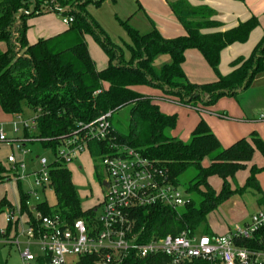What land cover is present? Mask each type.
Returning <instances> with one entry per match:
<instances>
[{
	"label": "trees",
	"instance_id": "1",
	"mask_svg": "<svg viewBox=\"0 0 264 264\" xmlns=\"http://www.w3.org/2000/svg\"><path fill=\"white\" fill-rule=\"evenodd\" d=\"M30 1H0V44L6 46L5 51H0L2 112L18 117L23 113L24 104L31 108L35 112L36 138L54 154L74 135L77 124L93 122L110 113L111 136L116 139L114 144L140 151L163 166L173 185L179 187L180 177L189 170L197 172L189 182L187 193H197L201 198L199 204L189 197V202L179 211L155 205L135 212V227L141 241L178 236L183 232L194 237L201 226L205 227L203 235L213 237L208 216L232 195L247 189L261 194V204H264V193L257 180L264 168L253 166L241 188L233 190L230 184L239 171L247 168L256 151L264 158V142L257 135L225 149L207 123L201 120L190 142L185 143L167 135L176 128L178 118L164 114L157 104L158 100L164 99L192 109H207L224 97L233 98L249 89L254 79L264 72V35L249 57H239L230 64V74L222 76L219 67L224 49L248 42L251 33L259 26L257 17L222 31L223 23L209 6L194 7L187 0L169 2L186 34L166 39L154 24L150 32L143 34L130 25V19L119 20L131 41L126 45L129 52V59H126L123 49L110 40L88 12L89 6L99 7L107 0H35L34 13L28 15L32 8ZM22 9L27 13L17 24V15ZM45 10L68 19L70 23L63 33L29 44L28 21L43 15ZM88 35L94 36L104 48L108 56L106 68L98 69L92 60L86 40ZM189 50H197L203 55L218 77L216 82L199 85L188 80L183 64ZM160 56H170L171 63L157 69L154 62ZM141 88L158 90L163 97L144 94L138 91ZM123 109H129L127 132L118 130L119 121L115 122V115ZM109 146L105 141L89 144V152L96 163L101 164L110 153ZM204 161L209 162L208 167L203 166ZM49 170L56 205L42 202L29 207V195L22 194L21 214H27L33 221L35 212L45 217L59 216L68 224L81 219L94 220L97 209L82 210L68 165L55 161ZM213 177L222 180L218 193L209 183ZM7 181H10L8 170L0 163V185ZM5 209L8 212L15 210L6 198L0 202V213ZM7 230H11V225ZM239 245L257 247L253 241H243ZM168 262L167 257L144 260L131 257L122 264ZM185 264L211 262L193 260Z\"/></svg>",
	"mask_w": 264,
	"mask_h": 264
},
{
	"label": "built area",
	"instance_id": "2",
	"mask_svg": "<svg viewBox=\"0 0 264 264\" xmlns=\"http://www.w3.org/2000/svg\"><path fill=\"white\" fill-rule=\"evenodd\" d=\"M63 22L70 23L68 19ZM110 117L108 113L96 121L77 124L74 135L65 141L63 151L55 160L68 165L89 150L90 143L110 144V153L100 164L105 174L104 200L96 210V218L68 224L59 216L45 217L35 212L34 221L29 219L24 225L21 211L17 217L16 208L8 212L7 227L0 228V238L4 246L18 249L26 246L24 251L19 250L22 264H122L131 257L140 260L167 257V264L193 260H206L211 264H264V208L250 223L235 226L226 235L190 237L183 232L178 236L141 241L135 227L136 211L155 205L179 211L189 202V197L173 185L163 166L140 151L114 144ZM32 124L35 126V119ZM24 127L29 128L27 123ZM14 132H19L17 124ZM6 141L0 126V142ZM7 161L16 162L13 156ZM39 165L44 169L34 174L36 184L47 189L51 184L50 165L46 159H41ZM9 225L10 231L7 230ZM243 241H253L257 247L239 245ZM32 247L39 248L40 254L34 255Z\"/></svg>",
	"mask_w": 264,
	"mask_h": 264
},
{
	"label": "rangeland",
	"instance_id": "3",
	"mask_svg": "<svg viewBox=\"0 0 264 264\" xmlns=\"http://www.w3.org/2000/svg\"><path fill=\"white\" fill-rule=\"evenodd\" d=\"M137 1H139V3H141V7L145 9L143 0H116V2L107 0L99 7L91 5L88 8V11H90L110 40L115 45L123 49L126 59H129V52L126 49V45H129L131 41L119 20L125 21L128 15L133 14L134 16L129 22L131 26L135 27L141 33H146L149 30L148 24L146 23L147 21L141 13L143 12L146 15L147 12L144 11L143 8L138 10L139 4ZM235 4L241 8L244 7L241 2L235 1ZM151 5L156 6L154 2H151ZM47 9H49V7H47ZM156 11H159V9H156ZM224 11V13L228 15L235 13L232 9ZM146 17L155 25L154 19L147 15ZM235 17H237V15ZM263 17L264 16H261L260 18L257 17L259 20V26L255 28L253 32L256 30L262 31V28H264ZM30 20V28L27 33L29 34V42H34L40 38H48L52 35L62 33L67 28V25L63 22V18L58 16L56 13L47 10H45L43 15L36 16ZM253 32L251 33L248 42L251 41ZM86 40L91 58L95 62L96 67L99 69L107 67L108 56L102 45L92 35H88ZM5 49V44L1 43L0 51L3 52ZM154 66L157 69H160L161 67H159L156 62L154 63ZM143 90L151 91V93L158 92L162 95L160 91L155 89L143 88ZM34 119L35 112L25 104L23 106V113L18 117L7 116L0 109V125L7 138L6 142H0V163L6 167L10 177V181L0 185V202L6 198L10 204L15 206L16 217L20 214L22 194L29 195V207H36L42 202H46L49 206L56 205L54 190L50 187L42 189L38 186L36 184L34 174L40 173L44 169L39 165V161L41 159H46L48 165H51L55 162L56 156L63 151V148H58L56 154H54V152L50 149H45L36 138L38 133L33 129L34 125L32 122ZM117 121H119L117 124L118 130L127 132L129 109H123L116 114L115 122ZM24 123H27L29 127L27 128V132L29 134L28 137L25 136L26 130ZM15 124H17L19 128V132L17 133L14 132ZM174 130L168 131L167 135L170 137L175 136L176 133ZM177 130H179V127ZM10 156L15 158L16 162L14 164L8 163L7 160ZM253 159L254 160L250 163H253V165L256 164L257 168H262L261 165L264 162V159H262V155L259 152L254 154ZM205 162L207 161H204L203 166L208 167L205 165ZM253 165L250 167L252 168ZM251 168L248 171L247 166L245 170H241L237 173V181L240 185H242L237 186V188H241L245 185V182L250 175ZM68 169L71 173L73 185L77 191L82 210L88 211L97 209L104 200L103 181L105 180V174L100 163L98 161L97 163L94 161L87 149L76 160L68 164ZM196 174L197 172L194 169H191L181 176L179 179V187L183 193L187 194L188 197L192 198L197 204H199L201 198L197 193H187L189 182L196 176ZM257 180L260 182L259 184L262 188H264V170L257 175ZM211 181V187L220 191L222 187V180L218 177H213L212 179H209V183ZM258 197L259 194L253 189H247L244 192L232 195L229 199L222 203L216 211L211 213V222L214 231L217 234H220L224 230H233L235 226L244 227L247 223H250L252 220L251 217L264 208L259 207ZM7 217V211L0 213V228L7 227ZM28 220L29 216L27 214H22L21 223L25 225ZM203 229L205 230V227L201 226L197 230L196 235H201L202 232H204ZM2 242L3 240L0 238V264H22L21 253L19 250L24 251L26 246L21 245L18 249L14 246H3ZM31 252L34 255L40 254V250L37 247H32Z\"/></svg>",
	"mask_w": 264,
	"mask_h": 264
},
{
	"label": "crops",
	"instance_id": "4",
	"mask_svg": "<svg viewBox=\"0 0 264 264\" xmlns=\"http://www.w3.org/2000/svg\"><path fill=\"white\" fill-rule=\"evenodd\" d=\"M143 1H144L145 9L141 7V3L137 1L139 4L138 10H141V8H143L144 11L147 12L146 15L154 19L155 21L154 23L156 25L157 30L164 38L174 39L177 37L184 36L186 34L184 28L179 23V21L177 20V18L175 17V15L173 14V12L169 7V2H174L178 0H143ZM187 1L194 7H200L206 5L212 8L217 13V19L223 23V27L221 29L222 31L233 29L236 26H238L240 23L249 20L253 16H256L258 18L264 16V0H244V2L239 0H187ZM235 1L241 2L244 7L242 6L243 8H241L237 6V4H235ZM151 2H154L156 6H152ZM156 9H159V11H156ZM230 9H232L233 12L235 13H233L232 15H228L224 13L225 12L224 10H230ZM88 12L90 13V11ZM141 13L143 14V17L147 21L146 23L148 24L149 30L147 29L148 31L146 33H148L152 30L153 23L147 19L146 15L143 12ZM90 15L92 16L91 13ZM236 15L237 17H235ZM133 16H134L133 14H130L126 17L125 20L128 19L131 20ZM30 21L31 20L28 21L29 28H30ZM263 35H264V28H262V31L256 30L255 32H253L250 42H247L246 44H234L224 49L221 53V62L219 68L221 75L226 76L231 73L232 69L230 67V64L237 58L249 57L252 54L256 45L262 39ZM40 39H46V38H40ZM27 40L29 42V34H27ZM37 41L29 42V44H34ZM155 62L158 63L159 67L160 66L162 67L163 65L171 63V58L170 56H160L156 58ZM183 70L188 80L193 84L203 85V84L213 83L218 80L217 75L208 65L203 55L197 50H189L185 53V63L183 64ZM138 91L144 94L153 95L158 98L163 97L158 92L151 93V91L143 90V88L138 89ZM157 104L160 107V110L164 114L177 116L178 121L176 128L174 130V132L177 135L175 134V136L172 137L182 142L185 143L189 142L193 131L195 130L197 125L201 122V120H204L207 123L211 132L217 137L222 147L225 149L233 146L234 144H236L241 140L244 139L250 140L253 134L257 135L264 142V120L262 119V117L264 116V72L259 74L254 79L252 85L246 91H243L242 93L238 94L236 97L233 98L224 97L220 99L214 106L207 109H202V108L192 109L182 106L179 103L164 99L158 100ZM178 127L179 130H177ZM33 129L36 130V127L34 126ZM256 152L258 153V151ZM262 159H264L263 156ZM205 165L209 166V162L208 161L205 162ZM251 165H253V163L247 164L248 171L251 168L250 167ZM253 166L257 167L256 164ZM261 166L262 168H264V162L262 163ZM211 183L212 181L210 182V184ZM230 183L232 185L233 190H235L237 186H242L240 185V183H238L237 178H235V181H230ZM260 187L264 193V188H262L261 185ZM214 190L217 193L220 192L217 191L216 189ZM262 199H263L262 195L259 194L258 205L260 208L264 207V204H261ZM6 211L7 210H5V212ZM253 217L254 215L251 217V219ZM208 227L210 232H212V234L214 235H220V234L226 235L228 232L231 231V229H227L224 230L222 233L217 234L214 231L211 222V214L208 216ZM203 233L204 232H202L201 235H203Z\"/></svg>",
	"mask_w": 264,
	"mask_h": 264
},
{
	"label": "water",
	"instance_id": "5",
	"mask_svg": "<svg viewBox=\"0 0 264 264\" xmlns=\"http://www.w3.org/2000/svg\"><path fill=\"white\" fill-rule=\"evenodd\" d=\"M1 1V0H0ZM24 4H26L25 2H23ZM30 3L32 4V8H31V11L28 13V15H32L34 13V10H35V4H36V1L35 0H31ZM68 10V9H67ZM27 12L22 9L20 10L19 14L17 15V24L20 23V19L21 17L26 14ZM106 184H104L105 186Z\"/></svg>",
	"mask_w": 264,
	"mask_h": 264
}]
</instances>
